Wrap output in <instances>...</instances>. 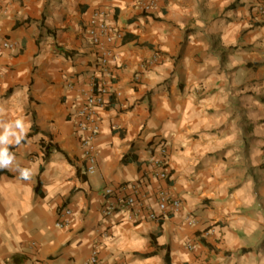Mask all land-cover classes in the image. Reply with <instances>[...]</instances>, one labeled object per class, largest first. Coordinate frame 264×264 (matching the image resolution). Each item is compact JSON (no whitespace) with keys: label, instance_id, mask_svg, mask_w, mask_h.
I'll return each instance as SVG.
<instances>
[{"label":"crops","instance_id":"obj_1","mask_svg":"<svg viewBox=\"0 0 264 264\" xmlns=\"http://www.w3.org/2000/svg\"><path fill=\"white\" fill-rule=\"evenodd\" d=\"M264 0H0V136L27 131L0 169V264H264ZM123 34L98 75L95 12ZM115 93L98 111L96 173L76 116L94 76ZM10 126V127H9ZM54 151L46 159L43 144ZM164 145L171 181H153ZM127 158V163L124 160ZM18 169H29L31 179ZM138 185L136 207L103 212L105 190ZM182 210L161 222L159 192ZM64 209L72 225L56 227ZM197 221L190 226L189 220ZM155 242V245L154 243Z\"/></svg>","mask_w":264,"mask_h":264},{"label":"built area","instance_id":"obj_2","mask_svg":"<svg viewBox=\"0 0 264 264\" xmlns=\"http://www.w3.org/2000/svg\"><path fill=\"white\" fill-rule=\"evenodd\" d=\"M159 0H138V5L146 12L152 13L157 10ZM264 17V9H261ZM109 14L106 11H97L89 23V36L94 47L97 49L98 75L106 72L112 77L110 71L111 63L117 59L116 44L122 43L123 34L115 27L107 23ZM15 44L4 41L0 46V53L7 50H14ZM94 76L89 88L81 92L82 105L76 116V127L79 132L80 145L83 151V163L88 174L96 173L98 161L97 141L101 134V126L98 119V111L109 108L115 93L104 87L105 83L99 82ZM170 153L167 147L162 145L159 149V156L152 163L151 180L168 184L171 181ZM138 185L126 184L118 188H108L105 190L106 205L103 208L106 216H111L121 210H130L136 207L138 200ZM183 208L180 199L174 197L168 189H162L158 197V209L149 213V218L154 222H161L164 218L179 213ZM73 212L71 209H64L60 213L56 227L66 229L72 225ZM190 226H196L197 221L189 220ZM86 264H101L99 248L93 249L92 254Z\"/></svg>","mask_w":264,"mask_h":264},{"label":"clouds","instance_id":"obj_3","mask_svg":"<svg viewBox=\"0 0 264 264\" xmlns=\"http://www.w3.org/2000/svg\"><path fill=\"white\" fill-rule=\"evenodd\" d=\"M10 127V126H9ZM15 127L20 129V133L5 131L3 136H0V144L12 143L8 140L9 135L16 136V144H19L20 140L23 138L24 133L27 131L23 120H16ZM15 160L13 153H9L7 147L0 148V169L11 168ZM20 172V178L23 180L31 179V171L29 169H18Z\"/></svg>","mask_w":264,"mask_h":264},{"label":"trees","instance_id":"obj_4","mask_svg":"<svg viewBox=\"0 0 264 264\" xmlns=\"http://www.w3.org/2000/svg\"><path fill=\"white\" fill-rule=\"evenodd\" d=\"M114 102H115L114 99H112V102H111L109 108H111V106L114 104ZM109 108H108V109H109ZM42 148H43V150H44V154H45V156H46V159H49L50 155H51L54 151H58V152H59V149H58L57 147L54 148V146H53L51 143H49L48 145L43 144V145H42ZM124 162L127 163V158L124 160ZM153 243H154V245H155V242H153Z\"/></svg>","mask_w":264,"mask_h":264}]
</instances>
